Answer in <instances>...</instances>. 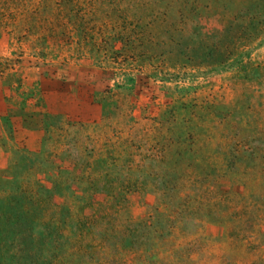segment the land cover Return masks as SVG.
<instances>
[{"label": "rangeland", "instance_id": "1", "mask_svg": "<svg viewBox=\"0 0 264 264\" xmlns=\"http://www.w3.org/2000/svg\"><path fill=\"white\" fill-rule=\"evenodd\" d=\"M106 7L0 3V264H264V0Z\"/></svg>", "mask_w": 264, "mask_h": 264}, {"label": "trees", "instance_id": "2", "mask_svg": "<svg viewBox=\"0 0 264 264\" xmlns=\"http://www.w3.org/2000/svg\"><path fill=\"white\" fill-rule=\"evenodd\" d=\"M23 1L24 2L27 1L28 3L35 2L36 4L41 5L44 8H50L53 6L54 8L56 7L55 14L52 13L49 16L45 15L43 18L45 20L49 19L50 23L56 21L58 25L63 24V22H68L69 20L72 19L73 16L74 18L79 19L81 24L86 23V21H88L89 19H93L97 22H108V21H112L115 19H118V20L120 19L126 22L129 19H132L128 15L115 17L114 14L110 13L108 11V7L106 6H109L110 3H113V0H0V3L10 5V6L12 5L16 6L19 2L23 3ZM91 10L93 11V13L91 12ZM90 15H92V18L90 17ZM52 30H51V33L53 32ZM47 33H50V32H44V34H47ZM116 35L119 37L121 36L120 34H116ZM91 188L93 187L91 186ZM8 198L9 200H12L10 197ZM24 199H25L24 201L28 200L27 198H24ZM24 201L19 202L20 206L23 204ZM49 211L50 209L48 207H43L41 205V208H38V209L36 208L35 210L33 208V210L31 211H26L25 214L26 215L28 213L29 215L32 214L33 217H36L35 220H39L40 217L47 216L48 215L47 212ZM22 212L24 211L22 210ZM19 217L24 218L23 216H18V218Z\"/></svg>", "mask_w": 264, "mask_h": 264}, {"label": "crops", "instance_id": "3", "mask_svg": "<svg viewBox=\"0 0 264 264\" xmlns=\"http://www.w3.org/2000/svg\"><path fill=\"white\" fill-rule=\"evenodd\" d=\"M1 86V85H0ZM77 91H78V99H79V101H78V103H75L74 101H76V98L75 99H73L72 100V102H71V104H73V105H79V103H81L80 101H92L91 99L90 100H88L87 99V97H84V95L83 94H86V93H84V91L86 90L87 92H88V89H89V87L88 88H83L84 86H88L87 85V83L85 82V80L84 79H79V81H78V83H77ZM62 87H54V90H55V92L56 91H59L60 89H61ZM64 88V87H63ZM91 90L89 89V93L91 94ZM86 96H88V94H86ZM82 104H84V103H82ZM4 106H5V104H4ZM96 118H98V117H95V118H92L90 121H93V120H95Z\"/></svg>", "mask_w": 264, "mask_h": 264}]
</instances>
